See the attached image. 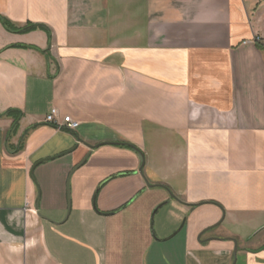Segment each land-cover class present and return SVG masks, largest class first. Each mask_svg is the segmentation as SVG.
Masks as SVG:
<instances>
[{
  "label": "crops",
  "instance_id": "1",
  "mask_svg": "<svg viewBox=\"0 0 264 264\" xmlns=\"http://www.w3.org/2000/svg\"><path fill=\"white\" fill-rule=\"evenodd\" d=\"M0 17V264H264V0Z\"/></svg>",
  "mask_w": 264,
  "mask_h": 264
},
{
  "label": "trees",
  "instance_id": "2",
  "mask_svg": "<svg viewBox=\"0 0 264 264\" xmlns=\"http://www.w3.org/2000/svg\"><path fill=\"white\" fill-rule=\"evenodd\" d=\"M0 22L7 31L12 33H27L36 29H42L48 31V29L42 25H28L26 27L18 28L3 17H0ZM3 116L13 118L12 130H15L17 128L19 119L21 117L20 112L14 109H10L4 113H0V117Z\"/></svg>",
  "mask_w": 264,
  "mask_h": 264
},
{
  "label": "built area",
  "instance_id": "3",
  "mask_svg": "<svg viewBox=\"0 0 264 264\" xmlns=\"http://www.w3.org/2000/svg\"><path fill=\"white\" fill-rule=\"evenodd\" d=\"M256 41H258V39H256ZM56 114V111L52 110V112L47 115L46 122L55 123ZM58 127L67 131H76L79 127V124L72 120L71 117L66 116L62 118L61 122L58 124Z\"/></svg>",
  "mask_w": 264,
  "mask_h": 264
},
{
  "label": "water",
  "instance_id": "4",
  "mask_svg": "<svg viewBox=\"0 0 264 264\" xmlns=\"http://www.w3.org/2000/svg\"><path fill=\"white\" fill-rule=\"evenodd\" d=\"M116 144H117V145H122L121 143H116ZM123 145H125V146H129V147H132V146L129 145V144H123ZM33 170H34V168L32 169L31 174H32ZM140 172H141V169H140Z\"/></svg>",
  "mask_w": 264,
  "mask_h": 264
}]
</instances>
